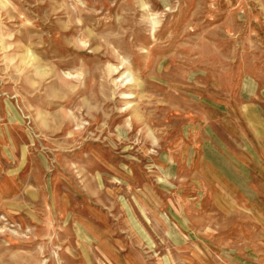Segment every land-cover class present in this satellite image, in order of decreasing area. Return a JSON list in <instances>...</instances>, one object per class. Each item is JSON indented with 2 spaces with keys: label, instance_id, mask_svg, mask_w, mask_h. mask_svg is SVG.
I'll use <instances>...</instances> for the list:
<instances>
[{
  "label": "rangeland",
  "instance_id": "374dc122",
  "mask_svg": "<svg viewBox=\"0 0 264 264\" xmlns=\"http://www.w3.org/2000/svg\"><path fill=\"white\" fill-rule=\"evenodd\" d=\"M0 264H264V0H0Z\"/></svg>",
  "mask_w": 264,
  "mask_h": 264
},
{
  "label": "crops",
  "instance_id": "0c3cea01",
  "mask_svg": "<svg viewBox=\"0 0 264 264\" xmlns=\"http://www.w3.org/2000/svg\"><path fill=\"white\" fill-rule=\"evenodd\" d=\"M194 128H196V132L199 133V136H200V138H199V142H201V141H202V140H201L202 134H201V132H200V129L197 128V127H194ZM197 151L199 152V154H198L199 158H202V157H201V154H202V152H203L202 145L199 146L198 150H196L195 153H197ZM209 154H210V151H209ZM219 179H220L219 181H221L222 183H224V184L227 183L226 181L222 180L223 178H219ZM226 186H229V185L226 184Z\"/></svg>",
  "mask_w": 264,
  "mask_h": 264
},
{
  "label": "bare ground",
  "instance_id": "6f19581e",
  "mask_svg": "<svg viewBox=\"0 0 264 264\" xmlns=\"http://www.w3.org/2000/svg\"><path fill=\"white\" fill-rule=\"evenodd\" d=\"M116 70H117V68H116Z\"/></svg>",
  "mask_w": 264,
  "mask_h": 264
}]
</instances>
